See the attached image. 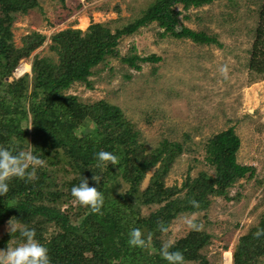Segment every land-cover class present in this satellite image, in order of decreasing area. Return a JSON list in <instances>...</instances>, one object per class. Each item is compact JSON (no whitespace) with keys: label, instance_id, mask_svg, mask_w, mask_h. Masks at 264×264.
I'll use <instances>...</instances> for the list:
<instances>
[{"label":"trees","instance_id":"1","mask_svg":"<svg viewBox=\"0 0 264 264\" xmlns=\"http://www.w3.org/2000/svg\"><path fill=\"white\" fill-rule=\"evenodd\" d=\"M211 1L154 0L139 17L113 31L99 23H90L85 31H58L49 38V50L57 62L34 55L30 73L8 82L6 78L19 62L41 46L46 36L33 31L21 37L16 47L12 22L18 14L38 7V0H0V145L9 146L15 137L19 146L31 147L45 161L36 167L33 178L7 181L8 191L0 195V225L16 217L34 228L36 238L49 250L51 264H167L160 252L165 232L161 227L167 229L181 214L206 211L211 197L227 199L229 187L246 174L253 175L252 167L236 162L240 141L233 129L227 128L203 145V160L212 174L199 171L195 177L187 175L180 186H165L169 169L184 151L182 142L161 139L149 149L118 106L104 100L81 103L67 93L73 84L91 88L93 69L107 57L118 58L133 70H140L142 63L158 62L160 57L155 54L120 56L117 50L123 37L153 22L160 37L189 38L198 44L215 42L205 32L183 26L174 8L177 4L183 10L198 8ZM257 15L247 68L264 74V0ZM101 149L114 153L117 165L97 168L95 153ZM150 170L146 187L140 189ZM59 171L71 177L59 183ZM93 174L97 181L91 179ZM82 177L103 194L99 212H92L70 194L71 186ZM120 187L122 193L116 191ZM192 200L198 205L194 207ZM142 206L154 209L143 215ZM133 227L141 230L146 246L128 245V231ZM257 229H264V214L239 237L231 264H264V234L255 236ZM17 237L18 233L6 232L0 238V248ZM210 237L195 224L169 250L180 251L184 264H210L202 253Z\"/></svg>","mask_w":264,"mask_h":264},{"label":"rangeland","instance_id":"2","mask_svg":"<svg viewBox=\"0 0 264 264\" xmlns=\"http://www.w3.org/2000/svg\"><path fill=\"white\" fill-rule=\"evenodd\" d=\"M153 1L38 0V7L15 16L12 40L19 47L20 38L33 31L46 39L19 62L6 81L29 74L34 55L56 63L57 56L49 50V38L56 32L67 28L85 31L90 23L113 31L139 17ZM261 2L212 0L187 10L177 4L174 8L179 11L180 23L205 32L215 42L198 44L189 38L160 37L153 22L123 37L117 50L120 56L155 54L160 57L158 62L142 63L140 70H133L118 58L107 57L93 69L91 88L73 84L67 90L81 103L104 100L118 106L149 149L161 139L182 142L184 151L169 169L165 186H180L187 175L195 177L199 171L212 174L203 160V145L213 134L233 129L240 141L236 162L252 167L253 175L246 174L229 187L227 199L211 197L206 211L179 215L161 236L163 242L173 243L198 224L211 236L202 249L210 264H231L239 237L264 214V74L247 68ZM151 173L145 174L140 189L146 187ZM70 177L62 171L56 174L59 183ZM153 209L142 206L141 214ZM6 224L0 225V238L8 232Z\"/></svg>","mask_w":264,"mask_h":264},{"label":"clouds","instance_id":"3","mask_svg":"<svg viewBox=\"0 0 264 264\" xmlns=\"http://www.w3.org/2000/svg\"><path fill=\"white\" fill-rule=\"evenodd\" d=\"M224 71V68H221ZM30 128V127H26ZM96 167H106L108 164L117 165L118 157L103 149L95 153ZM45 161L34 153L31 147H21L13 137L9 146L0 145V195L6 193L9 188L8 180L12 177L31 179L34 176L37 166H43ZM93 181L98 177L93 174ZM120 185H122L119 182ZM121 187L118 189L119 192ZM122 193V192H121ZM70 194L81 205L87 206L92 212H99L104 197L97 186L88 183V179L82 177L78 184L70 188ZM195 207L198 202L191 201ZM190 225V218H185ZM8 233H18L13 243H6V247L0 248V264H51L47 246L36 238V230L23 224L16 217L8 219L6 224ZM161 231H167L161 227ZM264 234V229H257L255 236ZM127 243L129 246L144 247L146 241L139 228H130L128 231ZM172 247L171 241H164L161 244L160 252L167 264H184V257L178 250H169Z\"/></svg>","mask_w":264,"mask_h":264}]
</instances>
